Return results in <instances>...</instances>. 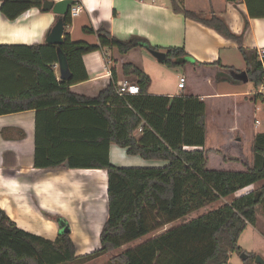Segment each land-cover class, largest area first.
I'll list each match as a JSON object with an SVG mask.
<instances>
[{
	"label": "trees",
	"instance_id": "16d2710c",
	"mask_svg": "<svg viewBox=\"0 0 264 264\" xmlns=\"http://www.w3.org/2000/svg\"><path fill=\"white\" fill-rule=\"evenodd\" d=\"M43 1L0 0V12L13 21L31 8L41 11ZM179 1L170 0L174 13L233 40L245 62L248 82L256 88L264 83V59L261 63L256 50L243 46L247 18H244L241 34L236 35L220 18H199L181 8ZM226 1L235 3L236 0ZM244 1L250 18L264 17V6L255 9L251 0ZM65 23H71L69 14ZM82 30L86 34L93 33L91 29ZM93 34L97 35L96 45L71 41L68 33L60 45H0V58L21 64L37 76L36 85L19 97L0 95V115L45 106L80 105L90 107L95 119L104 125L99 136L92 138V145L97 149L105 148L98 151L100 154L92 156L89 162L68 159L69 168L102 169L107 173V217L99 235L100 248L89 256L107 254L111 264H228L232 254H243L246 258L241 264H255L256 255L243 251L238 240L247 226L257 223L256 209L264 204V184L143 244L118 252L122 246L164 225L264 181V130L252 131L249 135L251 145L244 149L243 138L238 133L234 137L223 134L210 140L206 131L205 104L199 96L190 94L188 85L183 84L178 96L150 95V77L129 63L122 65V80L136 85L138 94L118 95V81L113 71L111 82L95 98L71 93L69 86L87 80L82 64L85 54L100 48H114L120 55L136 48L159 51L141 37L119 40L103 28ZM164 53V65L185 66L184 48L170 47ZM54 64L68 69L70 78L57 81ZM191 66L195 73L209 76L212 87L225 79L238 83L229 75L224 77V72L231 68L222 66L219 61L194 62ZM212 68L215 73L210 76ZM249 98V114L258 102L264 113V96L254 93ZM141 124L142 131L138 135L136 130ZM110 144L125 149L128 156L166 164L161 167L115 166L108 159ZM58 165L49 162L45 166ZM79 258L75 256L69 232L47 240L20 230L0 209V264H70Z\"/></svg>",
	"mask_w": 264,
	"mask_h": 264
},
{
	"label": "crops",
	"instance_id": "0c3cea01",
	"mask_svg": "<svg viewBox=\"0 0 264 264\" xmlns=\"http://www.w3.org/2000/svg\"><path fill=\"white\" fill-rule=\"evenodd\" d=\"M73 1L81 10L65 26L64 35L68 33L71 41L96 45L97 35L93 33L103 28L119 40L141 37L160 52L170 47H182L187 57L185 66L168 70L159 67L161 63L144 48L133 49L124 55L114 48H100L82 56L87 80L69 86L71 93L95 98L111 82L112 71L117 81L123 79L122 65L129 63L150 77V95L178 96L182 91L178 88L179 78H185L190 94L199 96L205 104L206 131H210L212 138L223 134L234 137L244 129L251 109L249 97L261 88L254 87V92L242 89L247 82L233 77L234 73L245 71L246 66L243 58V66H239L242 65L238 59L241 55L233 40L174 13L170 0ZM178 5L202 19L220 18L236 35L241 34L244 18H247L248 29L243 37V46L248 50L264 49V17L250 18L244 0H236L235 3L180 0ZM251 6L259 9L264 6V0H251ZM55 18L52 13L37 8L27 10L13 21L0 12V45H44ZM83 28L91 29L93 33L86 34ZM216 61L231 68L224 72V77L229 75L238 81L222 80L233 86L228 91L220 92L217 86L212 87L211 78L195 73L191 66L194 62L208 64ZM60 68L62 66L53 65L57 81H60ZM209 72L213 76L215 69ZM166 74L170 80H175L173 88L166 90L161 84L153 89V80L164 78ZM36 81L35 72L0 58V95L17 98L34 87ZM94 116L90 107L80 105L68 108L45 106L0 115V209L20 230L47 240H54L60 234L62 222L74 244L75 256L81 257L74 263L111 264L107 254L89 256L100 248L99 235L107 217V173L102 169L68 167V159L89 162L92 156L100 154V149H105L92 145V138L104 130L103 123ZM253 120L255 124L256 120ZM261 124L264 130V118L255 126ZM107 153L110 163L119 167H161L166 164L128 156L125 149L114 144L109 145ZM49 162L59 165L45 166ZM47 215L60 220L55 221ZM241 249L247 252L245 248ZM233 256H230L228 264H233ZM237 260L241 264L240 256Z\"/></svg>",
	"mask_w": 264,
	"mask_h": 264
},
{
	"label": "rangeland",
	"instance_id": "374dc122",
	"mask_svg": "<svg viewBox=\"0 0 264 264\" xmlns=\"http://www.w3.org/2000/svg\"><path fill=\"white\" fill-rule=\"evenodd\" d=\"M77 38H81V37H77ZM91 37H89L90 39ZM241 55V54H240ZM239 61H241L242 65H239V66H243V62H242V56H239ZM160 65L159 67H165V69H172V68H176L177 66L175 67H169V66H166L164 64V66H162L161 64H158ZM238 66V65H237ZM147 70V69H146ZM171 71V70H170ZM167 73V72H166ZM168 74V73H167ZM166 76L164 75V78L161 76V79H154V87L153 89H156L158 87L161 86V84L164 85V87H166V90L170 87V88H173V85L172 83L175 82V80H170L169 78V75ZM160 75V74H159ZM218 90L220 92L222 91H228L230 90L231 88H233V86H231L229 83H227L226 81H219L218 84H216ZM242 89H246V90H251L254 92L255 88H254V85L252 82H247L246 84H243L242 86ZM224 101H227V100H224ZM260 107H262V105L260 104V102H258L256 105H255V109L252 114H248L247 118H246V121H245V127L244 129H242V131L240 130V137L243 138L242 140V143H243V149L244 148H247L248 146L251 145V140L252 139H249V135L251 134V132L253 131L254 133H259V132H262L263 131V124L259 125V126H255L254 124V120H257L259 122L263 121V118H264V113H263V110L260 109ZM210 131H208L207 133V137L208 139L213 137H211L210 135ZM236 135V134H235ZM213 142V141H212ZM248 151V149H247ZM119 167V166H118ZM262 184H264V181L260 182V183H257L255 185H253L252 187H249L247 189H244L243 191H240L238 192L237 194L235 195H232V196H229L227 198H223V199H219L218 201L212 203V204H208L188 215H186L185 217L175 221V222H172V223H169L167 225H164L162 228L154 231L153 233H150L138 240H135L133 241L132 243L122 247L119 249V251H123V250H126V249H130V248H134L140 244H143L144 242L164 233L165 231L173 228V227H176V226H179V225H182V224H185L193 219H196L200 216H202L203 214L207 213V212H210L220 206H222L223 204L225 203H229L231 202L236 196L244 193V192H248L249 190H252V189H258ZM264 204H261L257 207L256 209V216H257V223L255 226H247L246 229L244 230V232L240 235L239 237V240H238V245L240 247H243L245 248V250H247V252L249 253H253V252H256V256H259L261 257L262 259L264 258V236H262L263 238L260 237V235H264V224H263V220H264ZM259 219V220H258ZM258 231V232H257ZM262 233V234H261ZM259 250V251H258ZM237 254H234L233 258H232V262L233 264H240L238 263L239 261L237 260ZM264 260V259H263ZM74 264H101V262H87V261H81V262H77V263H74Z\"/></svg>",
	"mask_w": 264,
	"mask_h": 264
},
{
	"label": "water",
	"instance_id": "95a60500",
	"mask_svg": "<svg viewBox=\"0 0 264 264\" xmlns=\"http://www.w3.org/2000/svg\"><path fill=\"white\" fill-rule=\"evenodd\" d=\"M74 4L73 0H62L58 2H53L50 0H44L41 4V11L42 12H50L53 15H55V22L48 31L45 41L47 44L50 45H60L63 43V36H64V30H65V18L68 14L69 8ZM148 52L159 62L164 63L166 59V54L164 52L155 51V50H149ZM233 77L241 81L243 83L248 82V77L245 71L234 73ZM70 78V72L68 69L60 68V76L59 79L64 81L68 80ZM60 226L62 227L60 229V233H66L68 232L67 227H64V224L61 222ZM246 255H241L240 259L245 260ZM255 264H264V260L259 257L255 256L254 259Z\"/></svg>",
	"mask_w": 264,
	"mask_h": 264
},
{
	"label": "built area",
	"instance_id": "2783aa9c",
	"mask_svg": "<svg viewBox=\"0 0 264 264\" xmlns=\"http://www.w3.org/2000/svg\"><path fill=\"white\" fill-rule=\"evenodd\" d=\"M80 6L77 4H73L68 11L69 17L72 20V18L76 17L79 15L80 13ZM257 56H258V60L263 63V59H264V49H260L257 51ZM185 83L184 78H179V82H178V88L181 89L183 87V84ZM261 89L257 92L261 95L264 96V83L261 84L259 86ZM116 92L118 95H125V94H129V95H135L138 94L139 89L136 85H132L129 84L127 81L122 80V81H118L116 84ZM259 122L256 120L255 124H258ZM142 131V124L138 127V129L136 130V134H140Z\"/></svg>",
	"mask_w": 264,
	"mask_h": 264
}]
</instances>
